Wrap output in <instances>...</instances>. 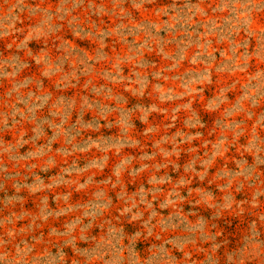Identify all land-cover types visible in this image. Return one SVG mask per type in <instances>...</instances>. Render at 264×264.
<instances>
[{
	"label": "rangeland",
	"instance_id": "rangeland-1",
	"mask_svg": "<svg viewBox=\"0 0 264 264\" xmlns=\"http://www.w3.org/2000/svg\"><path fill=\"white\" fill-rule=\"evenodd\" d=\"M0 264H264V0H0Z\"/></svg>",
	"mask_w": 264,
	"mask_h": 264
}]
</instances>
